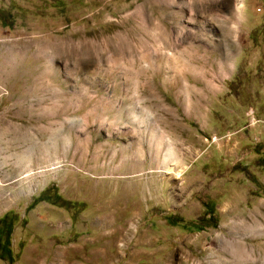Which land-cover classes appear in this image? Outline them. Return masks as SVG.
Returning <instances> with one entry per match:
<instances>
[{
    "label": "rangeland",
    "instance_id": "374dc122",
    "mask_svg": "<svg viewBox=\"0 0 264 264\" xmlns=\"http://www.w3.org/2000/svg\"><path fill=\"white\" fill-rule=\"evenodd\" d=\"M240 1L0 0V264H264V0Z\"/></svg>",
    "mask_w": 264,
    "mask_h": 264
},
{
    "label": "bare ground",
    "instance_id": "6f19581e",
    "mask_svg": "<svg viewBox=\"0 0 264 264\" xmlns=\"http://www.w3.org/2000/svg\"><path fill=\"white\" fill-rule=\"evenodd\" d=\"M172 1H174V0H150V2H153V3H160V4H166V3H171ZM193 1V4L195 3V4H197V3H199V1H200V3H201V5H198L199 7L201 6V9H203V11H205L207 8H206V4H208L207 3V1L208 0H192ZM184 3V2H183ZM192 3V2H191ZM152 4V3H151ZM185 4L186 5H188V3L187 2H185ZM243 6V0H241L240 1V3H239V7H242ZM149 25L150 24H152V22H149L148 23ZM158 25V24H157ZM153 26V25H152ZM154 27H155V25H154ZM148 29H149V32H151V29H153V28H151L150 26L148 27ZM155 29V28H154ZM168 36H169V33L167 32L166 33ZM166 34L165 35H163L162 36V39H160V40H165L166 38H168V36H166ZM129 41H126L125 42V44L127 45L126 47H128L129 46V43H128ZM49 45V44H48ZM232 45V44H231ZM45 46H46V44H45ZM234 46V45H233ZM47 47V46H46ZM232 47V46H231ZM230 48V47H229ZM232 53V52H231ZM230 54V53H229ZM228 55V54H227ZM225 56V55H224ZM230 57H231V55H228V56H226V59H225V61H222V66L223 67H228L229 65H230ZM232 58V57H231ZM219 63V62H218ZM220 63H221V60H220ZM220 65V64H219ZM222 69V68H221ZM60 166V164H55V165H53V166H49L50 167V169H56V168H58ZM264 210V209H263ZM260 214V213H259ZM262 216L264 217V214H262ZM240 223L241 224H243V226L242 227H244V225H246V228L247 227H251V228H256V224L255 223H250L249 221L248 222H246L245 220H241L240 221ZM262 223V222H261ZM251 231V230H250ZM249 232V231H248ZM235 244L236 243H231V244H229V246L228 247H230V250H231V252L233 253V251L234 250H237L241 245H236L235 246ZM239 250V249H238ZM243 250V249H242ZM240 252H241V249L239 250ZM243 252V251H242Z\"/></svg>",
    "mask_w": 264,
    "mask_h": 264
},
{
    "label": "crops",
    "instance_id": "0c3cea01",
    "mask_svg": "<svg viewBox=\"0 0 264 264\" xmlns=\"http://www.w3.org/2000/svg\"><path fill=\"white\" fill-rule=\"evenodd\" d=\"M36 87H37L38 90L44 91V90H46V87H48V85H44V86L36 85ZM35 100H36V101H35V105H37V106H43V105L46 104V100H47V99L44 98V97H41V96H39V95L37 94ZM48 105H49V104H48ZM50 105H51V104H50Z\"/></svg>",
    "mask_w": 264,
    "mask_h": 264
},
{
    "label": "trees",
    "instance_id": "16d2710c",
    "mask_svg": "<svg viewBox=\"0 0 264 264\" xmlns=\"http://www.w3.org/2000/svg\"><path fill=\"white\" fill-rule=\"evenodd\" d=\"M44 200H46V199H44Z\"/></svg>",
    "mask_w": 264,
    "mask_h": 264
}]
</instances>
